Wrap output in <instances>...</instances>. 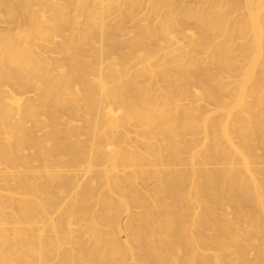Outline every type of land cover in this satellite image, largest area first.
I'll return each mask as SVG.
<instances>
[{
  "label": "bare ground",
  "instance_id": "6f19581e",
  "mask_svg": "<svg viewBox=\"0 0 264 264\" xmlns=\"http://www.w3.org/2000/svg\"><path fill=\"white\" fill-rule=\"evenodd\" d=\"M0 25V264H264V0Z\"/></svg>",
  "mask_w": 264,
  "mask_h": 264
},
{
  "label": "rangeland",
  "instance_id": "374dc122",
  "mask_svg": "<svg viewBox=\"0 0 264 264\" xmlns=\"http://www.w3.org/2000/svg\"><path fill=\"white\" fill-rule=\"evenodd\" d=\"M1 26V25H0ZM62 56V55H61ZM61 56H59V57H61ZM260 153V152H259Z\"/></svg>",
  "mask_w": 264,
  "mask_h": 264
}]
</instances>
